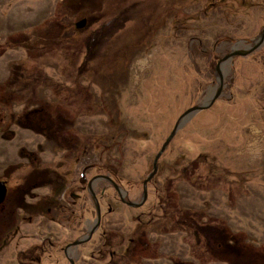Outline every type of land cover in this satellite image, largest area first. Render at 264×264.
<instances>
[{
    "label": "rangeland",
    "instance_id": "rangeland-1",
    "mask_svg": "<svg viewBox=\"0 0 264 264\" xmlns=\"http://www.w3.org/2000/svg\"><path fill=\"white\" fill-rule=\"evenodd\" d=\"M263 30L264 0H0V264H264V42L222 62Z\"/></svg>",
    "mask_w": 264,
    "mask_h": 264
},
{
    "label": "water",
    "instance_id": "water-1",
    "mask_svg": "<svg viewBox=\"0 0 264 264\" xmlns=\"http://www.w3.org/2000/svg\"><path fill=\"white\" fill-rule=\"evenodd\" d=\"M86 19H82L79 22L76 23V27L77 28H82L85 26L86 24ZM264 42V30L262 31V35L260 37L259 40H257V42L255 43V45L253 47H250L248 50L245 51H234L229 53L228 55H226L222 62L229 60L230 58L236 56V55H247L248 53H251L253 51H255L262 43ZM222 85V83H221ZM220 94V90H218L217 94L214 95L209 101H207L204 104H200V105H195L191 108H189L188 110H186L179 118V120L177 121V123L175 124L172 132L170 133V135L168 136V138L165 140V142L163 143L161 149L159 150V152L157 153V155L155 156V159L153 161V170L152 172L149 174V176L144 180L143 182V199L141 202L137 203V202H133L130 200H125L124 198H122L121 200L126 203L128 206L130 207H140L144 201L147 198L148 195V183L151 181L152 177L157 173V169H158V160L161 157V155L163 154L164 150L167 148V146L169 145L170 141L173 139V137L175 136L177 130L180 128L181 123L189 116L193 115L194 113L201 111V110H205L207 108H209L212 103L215 101V99L218 97V95ZM96 178H106L107 180H109L113 185L116 186V188H118V185L109 177V176H96ZM6 193H7V188H6V182L4 181H0V204L5 200L6 197ZM94 199L96 202V213H97V223L94 229H92L89 233L88 238H90L92 236V234L94 233L95 229L100 225L101 222V207H100V203L98 201V198L96 197V195L94 194ZM81 241L80 240H76L72 243H70L67 247H71L73 245H78L80 244ZM71 264H74L73 261H71Z\"/></svg>",
    "mask_w": 264,
    "mask_h": 264
},
{
    "label": "flooded vegetation",
    "instance_id": "flooded-vegetation-1",
    "mask_svg": "<svg viewBox=\"0 0 264 264\" xmlns=\"http://www.w3.org/2000/svg\"><path fill=\"white\" fill-rule=\"evenodd\" d=\"M75 26H76V24H75ZM12 77H13V74H12V71H10V76L7 78V80L11 79ZM3 87H4V84L1 86V89L3 90V92H2L3 94H1L2 90L0 89V109L2 110V108H5V107L14 108L15 103L14 102L11 103V101L14 99L18 100L16 95L14 93H10V92L6 93V91ZM4 95H6L5 99L2 98ZM1 106H2V108H1ZM0 181L6 182V188H7L5 200L0 204V207H3L6 203L9 195H10V186H9V183L7 182V180H0ZM49 242L52 244V241L49 240ZM63 250H64V254H63V256H64L65 253L67 254V248L65 247ZM67 259L68 258H66L65 260H67Z\"/></svg>",
    "mask_w": 264,
    "mask_h": 264
},
{
    "label": "trees",
    "instance_id": "trees-1",
    "mask_svg": "<svg viewBox=\"0 0 264 264\" xmlns=\"http://www.w3.org/2000/svg\"><path fill=\"white\" fill-rule=\"evenodd\" d=\"M102 174L101 173H95L92 175V178L96 177V176H101ZM104 175V174H103ZM113 181H114V178L111 176V175H108ZM150 184V182L148 183V185Z\"/></svg>",
    "mask_w": 264,
    "mask_h": 264
}]
</instances>
